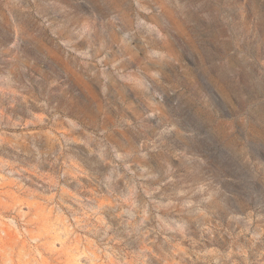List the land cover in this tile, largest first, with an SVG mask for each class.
<instances>
[{"label": "rangeland", "instance_id": "374dc122", "mask_svg": "<svg viewBox=\"0 0 264 264\" xmlns=\"http://www.w3.org/2000/svg\"><path fill=\"white\" fill-rule=\"evenodd\" d=\"M0 264H264V0H0Z\"/></svg>", "mask_w": 264, "mask_h": 264}]
</instances>
